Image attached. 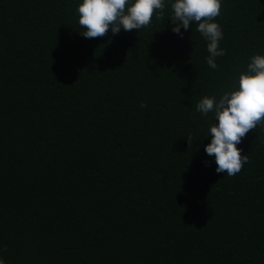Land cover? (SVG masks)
I'll return each instance as SVG.
<instances>
[{
	"label": "trees",
	"instance_id": "trees-1",
	"mask_svg": "<svg viewBox=\"0 0 264 264\" xmlns=\"http://www.w3.org/2000/svg\"><path fill=\"white\" fill-rule=\"evenodd\" d=\"M80 3L0 0V259L264 264V127L217 173L195 108L264 55V0H222L216 69L195 22L85 38Z\"/></svg>",
	"mask_w": 264,
	"mask_h": 264
},
{
	"label": "clouds",
	"instance_id": "clouds-1",
	"mask_svg": "<svg viewBox=\"0 0 264 264\" xmlns=\"http://www.w3.org/2000/svg\"><path fill=\"white\" fill-rule=\"evenodd\" d=\"M221 9L222 0H172L170 8L165 0H82L76 13L83 29L79 34L85 38L103 37L109 30L113 35L121 29L138 31L150 26L154 14L158 20L167 15L173 24V33L182 38L181 28L188 30L195 22L197 31L208 41L206 63L216 69V57L226 52L219 46L223 31L215 22ZM195 108L202 116L212 113L215 118L205 135L211 136V142L204 145V151L214 155L216 172L235 176L249 159L237 145L250 130L258 125L264 127V55L250 58L247 70L239 75L238 87L224 91L219 98L203 96ZM187 140L188 147L192 146L191 137ZM0 264L5 261L0 259Z\"/></svg>",
	"mask_w": 264,
	"mask_h": 264
}]
</instances>
